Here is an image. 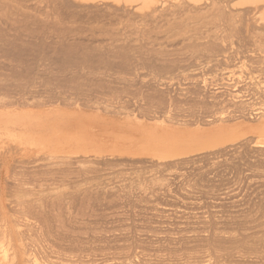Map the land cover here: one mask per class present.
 <instances>
[{
    "label": "rangeland",
    "instance_id": "374dc122",
    "mask_svg": "<svg viewBox=\"0 0 264 264\" xmlns=\"http://www.w3.org/2000/svg\"><path fill=\"white\" fill-rule=\"evenodd\" d=\"M83 1L82 3H86V5H98L102 11L114 13L123 12L120 6L122 4H118V1H130L132 5L133 3L141 4L139 0ZM157 1L158 9L164 14L176 13L182 17H188V23L181 28L182 32L185 28L186 35L193 34L200 28L215 26L206 23L204 24L205 27H202L197 21L198 17L218 16L216 17V23L221 27L219 34L223 38L222 47L224 49V53L221 55H225V61H211V63H208L209 67H212L206 73L207 82L211 81L212 83H217V85L212 86V84H209L207 87L208 89H216V93H220L223 90L225 94L237 89L239 91L242 90L243 93L241 92L238 96H244L243 99L239 97L240 99L243 101L247 99L248 103L250 101V104L254 105L253 108H264V0H206L202 3L205 6L203 8L199 7L200 3H193L190 0ZM39 5L42 7L43 3H38L34 6L41 9ZM42 9L37 12L26 9L25 14L28 12L39 14L43 11ZM90 9H95V7ZM222 13L236 16L239 21L234 26H230L225 23L224 19H221ZM24 15L21 14L19 19H22ZM1 21L0 44L5 49L4 53L9 55L13 61L5 60L0 65L6 63L15 64L16 62H20V64L29 63L31 49L26 45L32 41V38L24 34L16 37L14 34L17 33L9 25L13 21L6 19L4 15H2ZM57 26L59 28L53 29V36L55 34L59 35L63 39L62 42H67L68 38H72L76 34L84 37L89 33L88 28L90 27L89 24L80 23L79 21ZM23 33L25 32L23 31ZM53 40H56V38L53 37ZM46 41L51 42L49 38ZM20 48L24 50L23 55H20ZM217 58L222 59L220 55ZM240 60L242 61V66L239 64V62L241 63ZM37 62L42 65L51 64L55 66L56 64V66H61L58 71H54V69L48 71L50 72L49 75L54 74L56 77L58 76L57 78L63 80V82L58 80L49 82L48 84L53 88H61L67 85H74L75 83L83 84L86 81L85 79H87L85 77L70 78L73 81L65 82L64 84V79L70 75V71H84L78 70L80 68L75 69L73 65L77 63H70L62 54L57 52L49 51L42 61L39 60ZM103 67L108 68V70L105 69V73L103 72ZM103 67L90 69L96 73V70L100 69L98 72L103 75L99 81L102 82L103 78L109 79L110 84L107 85L105 80V82L103 81L105 84L102 83V85L112 88L114 85V87H120L118 84H121V87L133 88L132 85L137 83H134V79L135 81H140L139 77L133 73H131L132 78L129 76V68L123 70L124 68L114 67L111 64L108 67ZM109 68L111 69L109 70ZM220 68L222 70H218ZM230 70L233 72L229 73ZM106 71L111 72L110 74L107 73V75ZM123 71L129 72V74ZM219 71L223 72V80L217 79L213 81L216 78H212L211 75H216L217 73L216 76H219ZM121 72L122 74L124 73V76L126 75V78L123 75H119ZM105 74L109 78L105 77ZM88 76L92 77L94 75L88 74ZM168 76L165 74V79ZM150 77L148 75L145 79ZM111 78L112 81H110ZM123 78L126 82L131 80V83H133L129 86L128 82L120 80ZM163 78L164 76L160 77L164 81ZM169 79L172 78L169 76L167 81ZM167 81L165 80L164 82L173 86L176 85L173 84L176 83L175 80V82L172 80V84ZM0 83H3V81H0ZM8 83L10 82L8 81ZM11 83L13 85L17 84L14 81ZM181 83L182 87L195 85L194 83L190 84L188 80L186 82L183 80ZM111 98L112 100L114 99L113 101H115V98L118 99L116 96ZM237 98L236 100L238 101L239 98ZM17 99L20 102V92L11 94L0 93V264H33L34 258L39 261L37 256H41L40 263L45 261V263L42 262L41 264L229 263L230 259L228 258L230 257L227 256L229 244L225 243L226 240L224 239L215 238L211 227L215 222L218 223L224 220L223 218L228 213L227 210L225 211L222 207L221 210L220 206L216 205V203H220L218 200L225 192L223 187L220 188L222 185L218 186V188L208 186L206 190L201 188L203 189L201 192L200 186L192 185L196 177H187L188 179L185 178L184 180L183 176L178 177L167 172L162 174L155 173L156 175L154 173L150 174V172L147 173L146 169H151L155 164L152 163L153 166L151 167V163L147 162V160L145 161L143 157H129L131 152H126L127 148L120 145L114 134L113 138L101 139V143L95 148L76 141L69 135V129L78 126L80 124L79 121H82L85 125L91 124L99 128L93 120L90 122L85 117L88 114L86 112L91 114L89 109L79 107L78 109L81 111L78 112L79 110L77 109L70 108L69 110L67 106L65 108L64 105H59L60 107L48 111V109L35 105L20 107V104H16ZM45 110L48 111H46L47 115L43 113ZM6 114L11 116L8 117ZM26 117H38L39 120L41 119L37 123V128L40 127V131L36 132L33 137L28 125L24 128L25 124L20 120ZM107 118L102 116L99 118L101 121L97 120L104 133L118 126L114 118L111 119L113 121ZM259 149L264 151L263 147H259ZM191 178L194 179L191 180ZM186 181L191 184L189 185L190 187H193L187 186V188ZM178 184L182 188H179L180 185ZM194 187L197 188V191H195ZM209 189L213 192L211 193ZM198 191L203 195L197 194ZM203 192L206 193L204 194ZM217 195L219 197H216ZM167 196L168 198H166ZM212 197L218 198V202L213 200L214 198ZM200 198L201 202L198 200ZM175 199L180 201L178 202ZM212 200L214 202H210ZM208 202L215 204L212 206ZM200 203L203 204L201 205ZM218 209L219 211H216ZM209 211H212V215ZM206 212L207 215L205 214ZM213 212H215L214 215ZM223 212L226 214L223 215ZM183 216L186 220H184ZM210 216H213L216 221H212ZM203 218L211 220L207 221V219H204L203 221ZM202 221L204 224L205 222L209 223L205 224L206 226L210 225L212 221L211 226H205V228ZM176 223L177 225H175ZM205 231L207 232L205 233ZM203 234L212 235L213 237L206 235L204 237ZM193 237L197 239H191ZM207 238L209 239L207 240ZM213 239L214 241L217 240V243ZM218 248L221 249L218 250ZM225 249L228 251L226 250V252ZM44 258L45 260H43ZM225 258L226 260H224ZM29 260L32 261L30 262Z\"/></svg>",
    "mask_w": 264,
    "mask_h": 264
},
{
    "label": "bare ground",
    "instance_id": "6f19581e",
    "mask_svg": "<svg viewBox=\"0 0 264 264\" xmlns=\"http://www.w3.org/2000/svg\"><path fill=\"white\" fill-rule=\"evenodd\" d=\"M139 1L140 5L137 3L132 5L130 1H118V4H122L120 5L123 11L121 13L102 11L98 5H86V3H82L84 2L83 0L0 1V26L2 24L1 17L4 15L6 19L13 21L9 25L17 33L14 34L16 37L24 34L32 38V41L26 45L31 49L29 63L20 64V62H16L15 64L6 63L0 65V81H3V83H0V93L11 94L20 92V102L19 99L16 101V104H20V107L35 105L49 111L60 107L59 105H64L69 110L70 108L79 110V107L89 109L91 114L86 112L88 114L85 117L90 122L93 120L99 128L91 124L85 125L82 121H79L80 124L78 126L69 129V135L76 141L95 148L101 143V139L113 138L114 134L120 145L127 148L126 152H131L129 157H143L145 161L147 160V162L151 163V167L153 166L152 163L155 164L151 169H146L147 173L162 174L167 172L178 177L183 176L184 180L187 177H196V179L193 178L195 182L192 185L196 184V186H200L199 189L205 188V190L208 186L218 188V186L222 185L220 188L223 187L225 190L223 196L219 200L218 198L215 199V196L212 198L216 202L220 201L216 205L220 206L219 208H224L228 213L223 212V215L226 214V217L223 218L224 220L218 223L215 222L212 226L211 222L213 220L216 221V219L210 216L212 221L207 226L212 227V234L215 238L224 239L226 240L224 242L229 244V251L227 249L225 251H228L227 256L230 257L228 258L230 261L226 263L264 264V151L259 149V147L264 148V108H253L254 105L252 106L250 101L249 103L246 101L247 99L243 101L244 95L238 96L242 92L241 89V91L237 89L228 94H225L223 90L220 93H216V89H208L207 86L209 84H212V86L217 85V83L215 84L211 81L207 82L206 73L212 67H209L208 63H211V61H225V55H221L224 53L222 47L223 38L219 34L221 27L216 23V17L218 16L198 17L197 21L202 27H205L204 24L206 23L215 26L200 28L197 32L186 35L185 28L183 32L181 28L188 23V17H182L176 13L164 14L158 9L157 0ZM190 1L200 3V8L205 7L202 3L206 0ZM38 3H43L42 7L39 5L41 9L43 8L41 13L32 14L28 12L25 14L26 9L34 10V12L41 11V9L34 6ZM91 7H95V9H90ZM20 11L21 14H25L23 18L20 17L22 19H19ZM220 17L230 26H234L239 21L236 16L231 14L222 13ZM76 21L90 25L88 28L89 33L84 37L76 34V36L68 38L67 42H62L63 39L59 35L55 34L53 36V29L59 28L57 25ZM23 31L27 33L25 34ZM52 36L56 40H53ZM48 38L51 42L46 41ZM49 51L62 54L70 63H77L73 65L75 69L80 68L78 70L84 71H70V75L64 79V84L65 82H72L73 79L70 78L78 79L80 77L87 78L85 83H75L74 85H67L61 88L51 87L48 84L49 82L53 80L63 82V80L57 78L58 76L56 77L54 74L49 75L50 72L48 71L52 69L58 71L61 66H56V64L55 66L51 64L42 65L37 62L39 60L42 61ZM4 52L5 49L0 44V63L5 60L13 61ZM23 54L24 50L20 48V55ZM219 55L222 59L217 58ZM110 64L114 65V67L124 68L123 70L129 68L130 74L137 75L140 81H135L134 79V83H137L132 85L133 88L121 87L117 79V84L120 87L111 85L114 87L111 88L110 86L102 85L103 81L109 82V79L103 78L102 82L99 81L103 75L98 72L100 69L96 70L97 73L92 72L90 69L108 67ZM239 64L242 66V61ZM240 65L237 66L241 67ZM105 69L108 70V68H104V73ZM215 71L217 72V70ZM110 72L106 71V74H110ZM123 72L125 73L126 71ZM231 72L233 71L230 70L229 73ZM124 73L122 74L121 72L119 75L124 76ZM126 73L129 74V72ZM88 74L96 75L97 79L94 76L89 77ZM130 74L129 76L131 77L132 74ZM165 74L172 79L167 81L169 76L165 79ZM107 75L105 77L109 78ZM148 75L151 77L145 79ZM216 75H211L212 78H216L213 81L217 79L223 80V72L219 71V76ZM162 76H164V81L166 80L170 83L175 80L176 83H172L176 85L173 86L164 82L160 79ZM124 78H126V75ZM124 78L120 80H124ZM183 80L185 82L188 80L190 84L194 83L195 85L182 87L181 82ZM8 81L10 83L7 84ZM13 81L17 82V84L13 85L11 83ZM110 81H112V78ZM124 81L126 82V80ZM107 82H105L107 85L110 84V82ZM127 82L129 86L133 83H131V80L130 82L127 80ZM110 96H113L115 101ZM237 97L242 99L239 98L237 101ZM46 111L43 113L47 115ZM6 115L8 116V114ZM102 116L108 117L107 119L109 120L114 118L118 126L104 133L102 128H100L101 126L97 123V120ZM68 118L70 119V117ZM20 120L25 124L24 128L28 125L32 131V137L36 135V132L40 131V127L37 128V123L41 119L39 120L38 117H26ZM193 179L191 178V180ZM186 184V187L191 185L189 182ZM179 188H182L181 185ZM209 190L211 191V189ZM195 191H197V188H195ZM199 191L197 194L200 193ZM202 191L203 189H201ZM194 193L196 194V192ZM221 193L219 194L222 195ZM202 195L200 193V196ZM191 197L194 198L192 195ZM216 197L219 196L217 195ZM198 200L201 202V198ZM213 200L210 202H214ZM216 211H219V209ZM211 212L209 211V213ZM220 213L222 212L220 211ZM205 214L207 215V212ZM214 214L215 212H213ZM193 215L195 216V214ZM162 218L164 217L162 216ZM206 219L207 221L211 220ZM203 221L202 223L204 224ZM205 224L209 223L205 222ZM205 224L203 225L204 227L206 226ZM205 235L203 234L204 237L209 236ZM194 238L196 237L191 239L194 240ZM214 242L217 243V240ZM219 243L221 242L219 241ZM2 249L4 250V248ZM220 249L218 248V250ZM33 257L34 255L32 259ZM40 257L37 256L39 261ZM39 261L34 258L32 263L41 264L43 262L41 261L40 263Z\"/></svg>",
    "mask_w": 264,
    "mask_h": 264
}]
</instances>
